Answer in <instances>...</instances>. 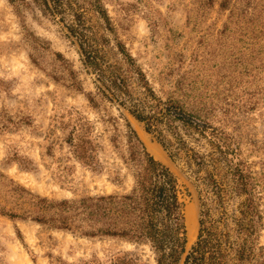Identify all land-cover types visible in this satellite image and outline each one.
<instances>
[{"label": "rangeland", "instance_id": "rangeland-1", "mask_svg": "<svg viewBox=\"0 0 264 264\" xmlns=\"http://www.w3.org/2000/svg\"><path fill=\"white\" fill-rule=\"evenodd\" d=\"M37 1L0 0V80L4 82L0 86V208H14L12 189L19 185L58 201L127 192L133 178L110 138L115 123L125 150L123 135L130 123L148 151L169 166L190 192L185 197V217L187 210L195 213L191 235L187 226V252L191 251L200 219L195 176L183 162H172L156 138L126 110L100 98L98 109L90 105L86 93L96 92L94 76L67 29L74 11L65 5L66 15H53ZM77 2L85 7L93 31L111 40V55L118 38L160 96L166 98L178 88L189 108L203 110L204 116L236 138L255 177L261 213L255 256L249 264H264V0H102L116 34L104 28L91 0ZM65 108L79 110L95 124L103 146L101 174L77 162L62 132L53 128L55 117ZM116 175L120 184L113 182ZM243 199L226 198L231 225ZM215 214L220 217V212ZM120 250L157 264L148 245L82 238L0 215V264H63L93 254L106 260Z\"/></svg>", "mask_w": 264, "mask_h": 264}, {"label": "trees", "instance_id": "trees-1", "mask_svg": "<svg viewBox=\"0 0 264 264\" xmlns=\"http://www.w3.org/2000/svg\"><path fill=\"white\" fill-rule=\"evenodd\" d=\"M9 1L15 4L21 0ZM37 2L53 15H66L67 7L74 11L67 29L79 46L83 64L94 76L96 92L86 93L90 105L98 109L100 98L126 110L156 138L172 162H183L195 176L200 203L199 232L195 245L187 252L185 197L190 192L169 166L148 151L130 123L123 135L125 150H121V132L115 123L110 138L133 178L130 190L58 201L19 185L12 189L14 208H0V215L12 221H33L82 238L148 245L157 264H249L255 256L261 213L256 180L236 138L204 116L203 110L189 108L178 96V88L166 98L160 96L137 59L118 38L111 55V40L93 31L86 20L85 7L77 0ZM90 4L104 28L116 34L102 0H91ZM1 83L4 82L0 80V86ZM76 88L83 90L80 84ZM53 128L62 132L64 143L77 162L97 174L104 171L100 160L103 146L91 120L79 110L65 108L55 117ZM17 160L22 165V158ZM113 182L120 184V177L116 175ZM231 195L244 198L237 214L231 217L233 225L225 209L226 198ZM217 212L219 218H215ZM62 263L147 264L127 250L112 253L106 260L93 254Z\"/></svg>", "mask_w": 264, "mask_h": 264}, {"label": "bare ground", "instance_id": "bare-ground-1", "mask_svg": "<svg viewBox=\"0 0 264 264\" xmlns=\"http://www.w3.org/2000/svg\"><path fill=\"white\" fill-rule=\"evenodd\" d=\"M186 218H187V226L189 229L190 235L192 234L194 230V222H195V213L189 212V210L186 211Z\"/></svg>", "mask_w": 264, "mask_h": 264}]
</instances>
